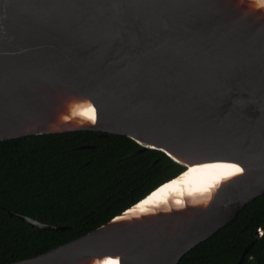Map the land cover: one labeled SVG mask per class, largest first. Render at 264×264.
Here are the masks:
<instances>
[{"label": "water", "instance_id": "obj_1", "mask_svg": "<svg viewBox=\"0 0 264 264\" xmlns=\"http://www.w3.org/2000/svg\"><path fill=\"white\" fill-rule=\"evenodd\" d=\"M75 130L130 136L132 154L160 149L185 169L87 234L6 264H177L264 194V6L0 0V140ZM214 162L240 171L142 204Z\"/></svg>", "mask_w": 264, "mask_h": 264}, {"label": "trees", "instance_id": "obj_2", "mask_svg": "<svg viewBox=\"0 0 264 264\" xmlns=\"http://www.w3.org/2000/svg\"><path fill=\"white\" fill-rule=\"evenodd\" d=\"M123 134L98 130L0 140V264L44 253L107 223L185 166ZM10 211L63 226L41 229ZM264 264V194L177 264Z\"/></svg>", "mask_w": 264, "mask_h": 264}, {"label": "bare ground", "instance_id": "obj_3", "mask_svg": "<svg viewBox=\"0 0 264 264\" xmlns=\"http://www.w3.org/2000/svg\"><path fill=\"white\" fill-rule=\"evenodd\" d=\"M237 165L229 162H214L207 165H200L192 167L186 174H183L179 179L171 180L162 187L157 189L152 195H150L142 204L150 203L152 200H162L172 193H176L179 190H198L206 187L209 183L214 182L213 178L220 175H230L237 170ZM184 181L183 185H177L180 181ZM217 180V179H216ZM215 180V181H216ZM107 264H120L119 259H113L108 261Z\"/></svg>", "mask_w": 264, "mask_h": 264}, {"label": "snow or ice", "instance_id": "obj_4", "mask_svg": "<svg viewBox=\"0 0 264 264\" xmlns=\"http://www.w3.org/2000/svg\"><path fill=\"white\" fill-rule=\"evenodd\" d=\"M257 3H258L260 6H264V0H257ZM237 171H240V169H237Z\"/></svg>", "mask_w": 264, "mask_h": 264}]
</instances>
